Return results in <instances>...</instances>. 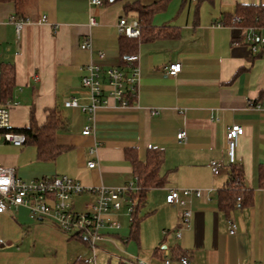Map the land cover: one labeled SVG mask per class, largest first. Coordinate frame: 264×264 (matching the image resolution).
Masks as SVG:
<instances>
[{
  "label": "crops",
  "instance_id": "crops-1",
  "mask_svg": "<svg viewBox=\"0 0 264 264\" xmlns=\"http://www.w3.org/2000/svg\"><path fill=\"white\" fill-rule=\"evenodd\" d=\"M124 3L25 0L28 19L17 32L11 21L16 3L0 0V68L11 64L14 70L11 98L0 101L15 103L10 129L28 126L31 118L42 125L53 110L65 121L55 135L62 150L53 159L39 160L32 146L0 142V163L23 180L68 176L83 187H120L136 180L125 151L144 162L155 150L162 155L158 173L163 179L145 193L137 235H130L123 207L113 214L120 227L104 228L94 250L51 221L32 219L26 208L6 210L0 214V264H162L167 259L181 264L183 256L188 264H264V54L252 53L244 29L221 24L225 16H235L237 4L264 6V0H169L153 14L151 26L171 33L138 46L135 96L127 106L107 100L89 120L63 101L89 104V91L81 86L88 64L126 69L116 23L136 14L125 13ZM84 38L91 51L80 49ZM175 62L180 73L167 75L165 67ZM233 125L243 129L234 165L242 171L246 193L241 205L225 212L219 194L230 177L225 133ZM86 126L91 133L82 135ZM182 130L185 141L178 142ZM212 161L221 164L217 175L211 172ZM183 189L200 191L199 198L190 199L185 225L180 208L165 203L169 191ZM93 200L82 194L71 202L81 211Z\"/></svg>",
  "mask_w": 264,
  "mask_h": 264
},
{
  "label": "built area",
  "instance_id": "built-area-1",
  "mask_svg": "<svg viewBox=\"0 0 264 264\" xmlns=\"http://www.w3.org/2000/svg\"><path fill=\"white\" fill-rule=\"evenodd\" d=\"M109 0H88L90 6H103ZM44 21V17L42 18ZM16 31L19 32L24 21L15 20L11 17ZM231 21L239 23L240 19L234 16ZM90 26H95L96 21L89 17ZM119 36L136 38L139 36V23L134 19L121 17L116 23ZM245 30V42L255 53L260 46H264V33L261 28L248 27ZM80 49L91 51V44L84 38L79 45ZM99 59L103 58V53L97 51ZM138 54L133 53L125 56L121 67H111L103 69L99 65L88 64L84 67L86 75L81 78V86L89 91V104L80 105L77 99L70 98L63 101L65 108H79L88 114V119L94 118L95 112L104 106L109 99L116 100L121 106H127L130 97L136 94L139 69ZM181 64L178 62L170 63L165 67L167 75L176 76L181 71ZM15 103L7 100L0 104V142L22 147L24 136L12 131L9 127V110ZM256 108H259L256 105ZM91 129L86 126L82 135H89ZM243 129L233 125L227 128L225 133L226 150L229 164L234 163L235 148L238 138L242 135ZM178 142L185 141V132L182 130L176 136ZM88 167H94L93 161L88 162ZM221 164L212 161L210 163L211 172L214 175L219 173ZM138 189L136 180L120 187H83L79 182L68 176H50L32 180H23L17 176L12 167L4 166L0 163V214L10 208L23 207L29 212L32 219H46L51 221L61 232L69 237L76 238L87 244L92 250L103 238L104 228L118 229L119 223L114 219L113 214L118 213L123 207L131 221L134 200L132 194ZM82 194H89L94 197L93 202L86 203L83 210L77 211L73 208L72 198ZM192 197L199 198L200 191L183 189L171 190L166 195L165 203L174 204L180 208L181 222L187 224L191 212L188 208ZM240 200V197L237 198ZM234 225H231L230 234L234 232ZM176 237L180 234L177 231ZM2 240L0 239V246ZM181 264H188L186 257H180ZM170 261L164 260L162 264H169ZM128 264H134L129 262ZM137 264H143L137 262Z\"/></svg>",
  "mask_w": 264,
  "mask_h": 264
},
{
  "label": "trees",
  "instance_id": "trees-1",
  "mask_svg": "<svg viewBox=\"0 0 264 264\" xmlns=\"http://www.w3.org/2000/svg\"><path fill=\"white\" fill-rule=\"evenodd\" d=\"M169 0H153L151 2H143V0H134L126 2V0H109L107 4L113 2H125L123 9L125 13L136 14V20L139 23V36L129 38L119 36V53L121 62L123 63L125 56L136 53L138 46L142 42L152 40L159 36H165L171 32L168 29L154 28L151 26V18L156 12L163 10ZM16 8L12 16L15 20L26 21L28 18L23 11L22 3L25 0H14ZM235 16L240 19L239 23H233L230 16L222 19V25H235L242 29L248 27L264 28V6L252 4H237L235 6ZM264 54V46L258 47L254 54ZM0 101L11 98L14 80V70L11 64H4L0 68ZM133 98V97H130ZM65 121L61 118L60 113L53 110L50 111L45 122L37 125L33 118L30 119L28 126L20 129H11L24 136V146H32L36 150V156L39 160L53 159L62 148L55 145V135L62 130ZM144 162L138 161L133 151L126 150L125 156L130 161L133 173L136 176L137 191L132 194L134 200L133 212L130 221V235L135 236L138 233L140 218L137 212L143 204L145 193L151 189L160 186L163 179L159 176V167L162 164V155L159 151L149 150ZM230 177L228 185L224 190L220 191L219 202L220 208L225 212L231 210L236 204H242L246 191L243 189V176L239 167L234 163L230 164ZM240 197L238 201L237 198ZM184 257V256H183ZM74 264H93L92 261L78 260ZM118 264H126L119 262ZM137 264V263H134Z\"/></svg>",
  "mask_w": 264,
  "mask_h": 264
},
{
  "label": "rangeland",
  "instance_id": "rangeland-1",
  "mask_svg": "<svg viewBox=\"0 0 264 264\" xmlns=\"http://www.w3.org/2000/svg\"><path fill=\"white\" fill-rule=\"evenodd\" d=\"M28 147V146H27Z\"/></svg>",
  "mask_w": 264,
  "mask_h": 264
}]
</instances>
